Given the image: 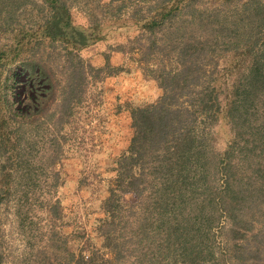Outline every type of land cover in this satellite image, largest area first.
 Wrapping results in <instances>:
<instances>
[{
    "label": "trees",
    "instance_id": "1",
    "mask_svg": "<svg viewBox=\"0 0 264 264\" xmlns=\"http://www.w3.org/2000/svg\"><path fill=\"white\" fill-rule=\"evenodd\" d=\"M68 1L0 0V264L10 205L27 238L20 264H264V0H90L104 18L84 8L85 25ZM105 27L133 35L95 65L81 52ZM135 69L161 95L124 103L131 137L99 181V243L71 251L57 196L66 146L78 114L102 104L95 91Z\"/></svg>",
    "mask_w": 264,
    "mask_h": 264
},
{
    "label": "rangeland",
    "instance_id": "2",
    "mask_svg": "<svg viewBox=\"0 0 264 264\" xmlns=\"http://www.w3.org/2000/svg\"><path fill=\"white\" fill-rule=\"evenodd\" d=\"M108 2L109 0H103ZM39 3L40 0H37ZM118 2H113L117 5ZM68 5L73 7L72 15L75 24L85 25L86 21L79 10L88 8L103 19V12L90 0H69ZM101 5V4H100ZM99 8V6H98ZM114 28H104L107 36L103 42H98L83 50L82 56L89 58L95 65L102 63V51H105L107 44L113 42H124L127 36L133 32L125 33V29H119L115 33ZM111 62L120 64L122 57L112 55ZM11 102L14 107H19L22 100L20 80L17 85L11 88ZM100 94L102 104L93 107L88 113V120L84 121V113L78 114L82 122L78 133L72 137L71 142L66 146L68 153L61 161V185L58 188L57 196L60 199L62 213L65 223L63 225L62 237L67 244L65 246L75 251L83 247L87 240L98 244L95 237V225L102 213L99 210V200L104 196V185L100 179L110 177L108 170L112 167V160L128 145L131 137L130 120L128 113L123 109L124 103L132 102L146 104L155 101L160 95L156 83L145 77L143 72L135 69L130 73H122L115 78L107 79L104 84L95 91ZM23 108V105H20ZM79 121V120H78ZM225 130L221 129L216 146L221 149L224 146ZM86 177L90 184L86 189H78V182ZM40 215V214H39ZM45 214L40 218L41 224L36 227L40 232H32L36 236L33 241L36 245L47 244V239L40 240V235L47 233V219ZM37 217V216H36ZM4 234V255L6 264H20V261L28 252L27 238L21 233L14 208L12 205L1 210ZM73 232L81 233V237L75 238ZM47 237V236H46ZM65 237V238H64Z\"/></svg>",
    "mask_w": 264,
    "mask_h": 264
}]
</instances>
